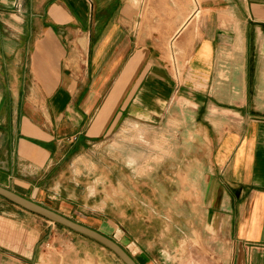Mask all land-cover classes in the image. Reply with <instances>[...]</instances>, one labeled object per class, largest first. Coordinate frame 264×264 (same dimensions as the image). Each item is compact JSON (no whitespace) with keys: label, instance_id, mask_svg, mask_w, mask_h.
Masks as SVG:
<instances>
[{"label":"crops","instance_id":"0c3cea01","mask_svg":"<svg viewBox=\"0 0 264 264\" xmlns=\"http://www.w3.org/2000/svg\"><path fill=\"white\" fill-rule=\"evenodd\" d=\"M220 55L233 59L227 79ZM175 102L199 141L167 148L168 130L140 122ZM124 123L113 148L136 176L156 150L199 152L169 164L197 168L200 221L231 247L226 264H264V0H0V185L65 215L53 205L73 195L78 150ZM152 131L147 148L126 149ZM1 199L0 264L54 262L49 222Z\"/></svg>","mask_w":264,"mask_h":264},{"label":"rangeland","instance_id":"374dc122","mask_svg":"<svg viewBox=\"0 0 264 264\" xmlns=\"http://www.w3.org/2000/svg\"><path fill=\"white\" fill-rule=\"evenodd\" d=\"M230 11L231 6L229 14ZM228 48L231 46L228 45ZM169 60L174 65L177 63L173 55H169ZM217 61L216 70L225 73L223 79L235 74L232 57L220 55ZM181 105L175 102L160 123L148 120L140 122L160 132L168 130L165 147L169 142L182 147L183 143L199 141L190 126L185 124L187 121ZM124 125L105 139L78 150L79 170L73 167L65 175L64 185L67 192L73 195H70L71 198L54 200L53 207L64 211L67 217L95 227L117 241L139 264H180L189 258L194 264H226L225 259L231 247L224 246V242L213 231L205 228V222L202 224L200 221L207 217V208L203 204L205 198L204 202L200 198L206 185L189 181V177L199 178L198 174L194 175L197 168L193 171L191 167L192 174H186L187 169L183 166L177 165L175 170L170 167L174 159L177 160L176 164H180L179 160L182 163L185 154L194 155L199 152L180 149L175 151V158L173 154L169 158V153H164L163 149L156 150L161 158L158 162H150L154 169H148L143 176H136L133 169L124 163L125 148H113L115 140L122 137ZM153 132L141 142L137 138L126 141V149L147 148V144L154 140ZM205 174L207 176L209 173ZM91 186L96 188L95 193L90 192ZM1 198L0 202H3ZM103 201L107 203L105 212L99 211ZM44 219L49 222L44 251L46 255L51 253L56 257L54 262L48 260L44 264H125L97 241ZM71 241L75 243L72 248V245H67ZM70 251L73 252L68 255Z\"/></svg>","mask_w":264,"mask_h":264},{"label":"water","instance_id":"95a60500","mask_svg":"<svg viewBox=\"0 0 264 264\" xmlns=\"http://www.w3.org/2000/svg\"><path fill=\"white\" fill-rule=\"evenodd\" d=\"M0 196L17 206L97 241L115 253L125 264H139L117 241L90 226L75 221L2 185H0Z\"/></svg>","mask_w":264,"mask_h":264}]
</instances>
